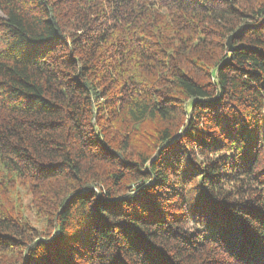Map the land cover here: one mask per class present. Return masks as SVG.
<instances>
[{
  "label": "trees",
  "instance_id": "16d2710c",
  "mask_svg": "<svg viewBox=\"0 0 264 264\" xmlns=\"http://www.w3.org/2000/svg\"><path fill=\"white\" fill-rule=\"evenodd\" d=\"M0 166L3 264H264V0H0Z\"/></svg>",
  "mask_w": 264,
  "mask_h": 264
},
{
  "label": "rangeland",
  "instance_id": "374dc122",
  "mask_svg": "<svg viewBox=\"0 0 264 264\" xmlns=\"http://www.w3.org/2000/svg\"><path fill=\"white\" fill-rule=\"evenodd\" d=\"M261 1L262 0H243V2L253 5H259ZM188 103L189 101L186 102V104ZM153 126L154 125L150 121H145L138 124L134 129L129 130L130 143L132 147L131 150L150 145V135L152 134L151 132ZM121 135L122 133H118L116 128H109L107 131V136H109L111 140L113 137L118 139ZM190 173V169L185 171L182 179L185 181L189 180ZM0 187L2 189H6L4 201L12 203L22 219L30 222L31 226L39 233H44L48 230L47 220L42 215L36 213L35 207L31 203L30 192H28V189L19 181L17 174L13 170L7 173V171L3 170L2 166H0ZM186 190H190V198L199 196L200 188L198 180L195 179L194 183H189L187 181ZM190 204L191 203H189V205ZM44 236L45 235L41 236V239L45 238ZM10 256V253H0V264H3L4 260L9 259L8 257Z\"/></svg>",
  "mask_w": 264,
  "mask_h": 264
},
{
  "label": "water",
  "instance_id": "95a60500",
  "mask_svg": "<svg viewBox=\"0 0 264 264\" xmlns=\"http://www.w3.org/2000/svg\"><path fill=\"white\" fill-rule=\"evenodd\" d=\"M244 27H239L237 28L232 34H230L228 37H227V40H226V45H227V51L230 53L232 52L235 47L231 44V40L236 37L242 30H243Z\"/></svg>",
  "mask_w": 264,
  "mask_h": 264
}]
</instances>
